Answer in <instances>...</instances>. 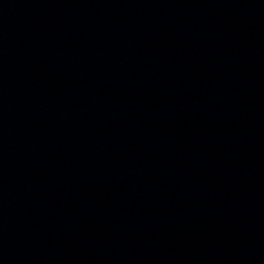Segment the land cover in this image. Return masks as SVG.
I'll use <instances>...</instances> for the list:
<instances>
[{"label": "water", "instance_id": "95a60500", "mask_svg": "<svg viewBox=\"0 0 264 264\" xmlns=\"http://www.w3.org/2000/svg\"><path fill=\"white\" fill-rule=\"evenodd\" d=\"M264 214V0H0V264H242Z\"/></svg>", "mask_w": 264, "mask_h": 264}]
</instances>
